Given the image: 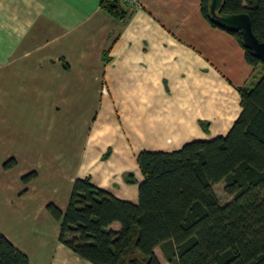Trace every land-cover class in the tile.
Returning <instances> with one entry per match:
<instances>
[{
    "label": "crops",
    "instance_id": "crops-1",
    "mask_svg": "<svg viewBox=\"0 0 264 264\" xmlns=\"http://www.w3.org/2000/svg\"><path fill=\"white\" fill-rule=\"evenodd\" d=\"M120 6L0 0V230L30 264H92L59 241L47 205L65 211L86 177L137 204L139 153L226 135L261 74L200 0Z\"/></svg>",
    "mask_w": 264,
    "mask_h": 264
},
{
    "label": "trees",
    "instance_id": "trees-1",
    "mask_svg": "<svg viewBox=\"0 0 264 264\" xmlns=\"http://www.w3.org/2000/svg\"><path fill=\"white\" fill-rule=\"evenodd\" d=\"M100 5L123 17L118 0ZM200 5L205 19L219 27L211 21L210 0ZM243 12L264 41V0H223L221 14ZM228 32L247 62L262 70L252 85L239 88L242 109L226 135L172 152L141 151L137 204L86 177L74 181L65 211L47 205L60 224L59 241L80 257L92 264H162L155 253L159 247L167 264H264V61L244 46L239 32ZM14 164L12 159L5 167ZM35 177L32 172L23 181ZM128 181L135 182L131 175ZM219 183L231 198L224 205L214 189ZM116 222L117 230L111 228ZM0 264H30L1 230Z\"/></svg>",
    "mask_w": 264,
    "mask_h": 264
},
{
    "label": "water",
    "instance_id": "water-1",
    "mask_svg": "<svg viewBox=\"0 0 264 264\" xmlns=\"http://www.w3.org/2000/svg\"><path fill=\"white\" fill-rule=\"evenodd\" d=\"M223 0H210L209 12L211 21L231 32H239L246 48L264 61V41H260L253 32L250 16L246 13L221 14Z\"/></svg>",
    "mask_w": 264,
    "mask_h": 264
},
{
    "label": "rangeland",
    "instance_id": "rangeland-1",
    "mask_svg": "<svg viewBox=\"0 0 264 264\" xmlns=\"http://www.w3.org/2000/svg\"><path fill=\"white\" fill-rule=\"evenodd\" d=\"M215 192L221 204H226L230 201V197L224 192V185L223 183H219L215 186ZM157 257L161 259L163 262H167L163 250L161 248L157 249Z\"/></svg>",
    "mask_w": 264,
    "mask_h": 264
},
{
    "label": "built area",
    "instance_id": "built-area-1",
    "mask_svg": "<svg viewBox=\"0 0 264 264\" xmlns=\"http://www.w3.org/2000/svg\"><path fill=\"white\" fill-rule=\"evenodd\" d=\"M102 1V0H99ZM121 4L124 5H131L134 7H140L141 6V0H118Z\"/></svg>",
    "mask_w": 264,
    "mask_h": 264
}]
</instances>
